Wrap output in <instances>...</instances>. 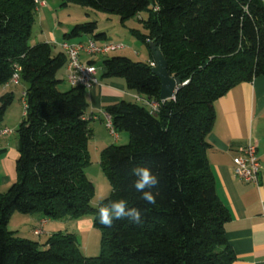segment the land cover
Masks as SVG:
<instances>
[{
    "label": "trees",
    "instance_id": "trees-1",
    "mask_svg": "<svg viewBox=\"0 0 264 264\" xmlns=\"http://www.w3.org/2000/svg\"><path fill=\"white\" fill-rule=\"evenodd\" d=\"M59 1L117 16L122 25L133 18L142 21L141 14L147 13L142 21L147 35L141 39L150 60L136 63L116 55L100 65L104 77L124 80L129 92L157 104L155 112L125 101L104 108L113 132L127 133L129 141L100 152L111 193L98 206L122 198L142 211L143 220L138 225L118 220L111 227L99 223L98 206L90 204L94 186L86 174L92 165L86 90L59 91L62 81L56 75L67 65L65 53H54L48 43L28 45L37 13L34 0H0V87L19 69L26 88L24 115L15 130L16 180L0 193V264H231L234 257L224 234L230 216L216 194L207 138L215 101L241 83L264 77V3ZM82 36L98 45L106 41L94 21L75 25L63 38ZM151 43L158 46L168 74L180 81L173 100L159 98ZM12 102L10 94L0 98V125ZM137 165L159 176L152 189L158 193L154 205L131 187V169ZM14 213L44 221L90 218L102 233L100 254L84 256L73 233L53 234L44 243L17 237L8 229Z\"/></svg>",
    "mask_w": 264,
    "mask_h": 264
},
{
    "label": "crops",
    "instance_id": "crops-1",
    "mask_svg": "<svg viewBox=\"0 0 264 264\" xmlns=\"http://www.w3.org/2000/svg\"><path fill=\"white\" fill-rule=\"evenodd\" d=\"M87 40H89L88 37L86 39L79 38L78 41L72 43ZM63 41L64 39L55 41V43L58 44ZM106 41H112L107 34ZM51 44L53 45V43ZM105 57L110 56H101V60L99 58L97 60L86 58L88 61L95 62L97 67L98 84L86 91V99L89 105L87 120L91 131L90 138L92 142L94 141L93 149L96 154L105 147L116 144L109 137H103V134L108 131L105 125L104 116L106 113L104 108L120 101L135 103L137 102L136 98H138L134 93L127 90L124 80L104 77L100 65ZM149 60L150 57H148L147 62ZM20 86L22 87L20 90L22 96L26 88L20 81L17 84L7 83L1 86L0 98L10 94L14 99L16 88ZM14 109L15 106L12 103L5 115V123H10L8 122L9 119L15 115ZM214 112V126L207 138L209 148L206 150V160L214 178L216 194L230 216L229 221L224 226V234L234 257L231 264H264V77L254 78L251 82L241 83L232 88L223 97L215 101ZM23 115L24 109L18 117L15 128H17ZM113 136L120 140L122 133ZM249 142L256 145V157L261 166L258 186L237 180L232 172L234 156L239 148ZM89 149L88 147L91 159ZM5 151V155L0 157V169L2 171L0 181L2 180L4 184L10 186L16 180L17 140L14 141L10 150ZM12 215L10 219H12ZM22 216L24 227L28 229L26 231L29 233L20 235L19 231H16V234L20 238L33 241H37L34 230L41 226L43 234L39 238H49L57 233H73L76 236L78 232L93 229L90 218L78 221L69 218H65L67 220L44 221L39 215ZM63 225L66 226V230L62 231ZM72 228L76 230V234L71 231ZM9 230L13 231L10 228Z\"/></svg>",
    "mask_w": 264,
    "mask_h": 264
},
{
    "label": "rangeland",
    "instance_id": "rangeland-1",
    "mask_svg": "<svg viewBox=\"0 0 264 264\" xmlns=\"http://www.w3.org/2000/svg\"><path fill=\"white\" fill-rule=\"evenodd\" d=\"M142 21L147 19V13L141 14ZM96 22L98 26V32H104L108 35V37L114 42H120L124 45V49L113 52L107 56H124L129 57L133 62L136 63H146L149 57V50L147 45L142 41L141 37L147 35V31L144 28V23L142 21H138L137 18L130 19L126 21L123 25L120 23V20L117 16L109 15L106 13H102L99 11H95L90 8H83L80 6H76L73 4H69L67 6H63L62 2L59 0H44V4L39 11L36 13L35 22L32 27L31 36L28 41V45L34 46L38 43H54L52 46V51L54 53H58L60 48L56 46L55 41L63 40V36L65 33H68L72 27L77 24L87 23V22ZM67 29V30H66ZM133 31V32H132ZM79 38L86 39V36H82ZM79 38H74L68 40V42L78 41ZM85 42V41H84ZM60 43V42H59ZM58 43V44H59ZM95 60L98 58L101 60L99 56L94 57ZM103 58V57H102ZM106 58V57H105ZM56 77L61 80V84L58 86L59 91L65 92L70 86L65 81V69H61ZM25 86V85H24ZM16 96L13 99V105L15 106V115L12 119H9L8 122L5 123L4 120L0 125V130L5 128L10 131L8 136L1 137L0 136V150L2 151V155H5V150H10L14 145V141L16 140L15 133V125L18 123V117L21 113H23V103L21 100L20 90L22 87L16 88ZM5 119V117H4ZM106 131V130H105ZM124 136V137H123ZM103 137H109L111 141L116 142L115 146H122L128 144V136L127 133H122V137L120 140L115 139L113 135L106 131L103 134ZM113 142V143H114ZM94 141L92 142L91 138L89 139L88 147L90 148V155L92 159V165H90L86 169V174L93 183L94 193L91 199L90 204L96 208L99 202L105 198H107L111 193L110 184L102 170L100 165L99 155L100 151L96 154L94 152ZM97 155V156H96ZM2 171L0 169V176L2 177ZM8 185L4 184L3 181H0V193L3 194L7 191ZM10 219V224L8 229L10 228L15 233L19 231V234L27 232L24 223L23 216L19 213H14ZM67 220V219H65ZM64 223V221H62ZM69 222V221H68ZM70 228V227H69ZM38 229V228H37ZM66 230V226L63 225L62 231ZM75 234L76 230H71ZM43 234V231H42ZM41 234V235H42ZM17 235V234H16ZM27 235V234H26ZM101 231L97 229L85 230L83 232H78L76 234V239L79 245V249L81 253L86 257H98L100 254V243H101ZM18 237V236H17ZM37 237V242L44 243L48 239V237ZM27 239V238H26Z\"/></svg>",
    "mask_w": 264,
    "mask_h": 264
},
{
    "label": "built area",
    "instance_id": "built-area-1",
    "mask_svg": "<svg viewBox=\"0 0 264 264\" xmlns=\"http://www.w3.org/2000/svg\"><path fill=\"white\" fill-rule=\"evenodd\" d=\"M44 4V0H34L35 11L38 12ZM54 44V43H53ZM55 45V44H54ZM61 51L67 57V65L65 67V81L70 87H81L88 91L93 86L98 84L97 67L89 64L90 61L86 58H94L95 56H107L113 52L124 49V45L120 42L105 41L98 45L92 40L84 43H72L63 41L57 44ZM153 66V64H152ZM19 69L16 70L8 84H17L19 82ZM172 98L171 100H173ZM23 107L25 110L24 93L21 96ZM138 103L147 105L152 112L157 109L156 103H147L139 97L136 98ZM105 125L111 135H115L112 128V123L107 114H105ZM10 131L7 129L0 130V136L9 135ZM261 171L260 163L256 157V145L254 143H247L245 146L238 149L233 158L232 172L234 177L247 184L258 186L259 174ZM36 236L42 234V226L34 231Z\"/></svg>",
    "mask_w": 264,
    "mask_h": 264
},
{
    "label": "clouds",
    "instance_id": "clouds-1",
    "mask_svg": "<svg viewBox=\"0 0 264 264\" xmlns=\"http://www.w3.org/2000/svg\"><path fill=\"white\" fill-rule=\"evenodd\" d=\"M132 176L135 180L131 187L140 193V199L146 204H156V196L152 189L156 188L159 183V176L151 168L143 165H137L131 169ZM99 223L105 227H111L115 221L127 219L130 223L138 225L142 223V211L136 207H129L128 201L118 199L109 201L107 204H101L97 208Z\"/></svg>",
    "mask_w": 264,
    "mask_h": 264
},
{
    "label": "water",
    "instance_id": "water-1",
    "mask_svg": "<svg viewBox=\"0 0 264 264\" xmlns=\"http://www.w3.org/2000/svg\"><path fill=\"white\" fill-rule=\"evenodd\" d=\"M153 66L151 72L160 80V94L159 98L162 101L171 100L180 86V81L168 74V67L163 58L158 46L154 43L149 45Z\"/></svg>",
    "mask_w": 264,
    "mask_h": 264
}]
</instances>
